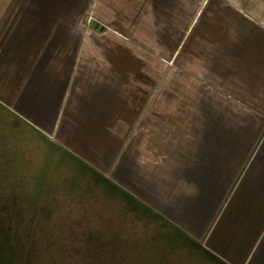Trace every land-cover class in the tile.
<instances>
[{
  "label": "crops",
  "instance_id": "obj_1",
  "mask_svg": "<svg viewBox=\"0 0 264 264\" xmlns=\"http://www.w3.org/2000/svg\"><path fill=\"white\" fill-rule=\"evenodd\" d=\"M0 107L225 264H264V0H0Z\"/></svg>",
  "mask_w": 264,
  "mask_h": 264
},
{
  "label": "rangeland",
  "instance_id": "obj_2",
  "mask_svg": "<svg viewBox=\"0 0 264 264\" xmlns=\"http://www.w3.org/2000/svg\"><path fill=\"white\" fill-rule=\"evenodd\" d=\"M0 264H225L0 107Z\"/></svg>",
  "mask_w": 264,
  "mask_h": 264
}]
</instances>
